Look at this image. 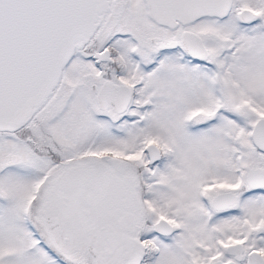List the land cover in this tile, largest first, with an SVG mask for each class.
<instances>
[{
	"label": "snow or ice",
	"instance_id": "obj_1",
	"mask_svg": "<svg viewBox=\"0 0 264 264\" xmlns=\"http://www.w3.org/2000/svg\"><path fill=\"white\" fill-rule=\"evenodd\" d=\"M0 264H264V0H0Z\"/></svg>",
	"mask_w": 264,
	"mask_h": 264
}]
</instances>
